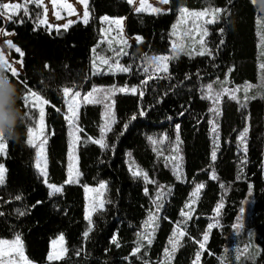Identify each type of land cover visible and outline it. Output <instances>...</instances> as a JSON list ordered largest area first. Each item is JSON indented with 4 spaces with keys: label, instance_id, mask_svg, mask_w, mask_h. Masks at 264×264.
Returning <instances> with one entry per match:
<instances>
[{
    "label": "trees",
    "instance_id": "trees-1",
    "mask_svg": "<svg viewBox=\"0 0 264 264\" xmlns=\"http://www.w3.org/2000/svg\"><path fill=\"white\" fill-rule=\"evenodd\" d=\"M181 6L224 10L217 23L207 25L204 37L213 55L200 56L196 54L199 47L188 48L168 61L166 73L150 69L146 74L143 68L151 56L170 52L171 27ZM29 10L31 16L19 17L23 23L0 25L15 33L11 40L24 52L19 78L8 76L17 85V94L22 92L14 107L26 113L17 129L19 138L6 140L5 156L0 154L6 167L5 183L0 185V237L20 234L27 257L37 264H165L164 249H171L169 240L177 224L184 225L181 212L188 211L185 206L193 199L195 186L204 184L195 198L192 219L184 225L187 235L180 238L168 264H193L198 250L197 264H264V48L261 12L252 0H170L160 14L138 13L127 0H89L87 23L78 21L67 29L50 31L37 26L42 9L30 6ZM103 15L125 17V33L141 36V41L124 48L127 55L122 59L131 69L127 73L91 70ZM11 56L18 57L13 52ZM144 80L148 83L142 84ZM225 80V87L240 89L236 92L240 102L249 98L246 107L228 96L218 104L203 98L208 84L218 90L217 82ZM125 83L143 91V97L130 92L114 94L116 123L105 136L109 147L80 141V179L66 183L68 127L63 89ZM28 89L49 101L45 106L47 178L62 186L57 195H50L34 166V148L27 142L28 126L35 116V110L24 104ZM213 107L218 114L211 111ZM101 113L99 103L80 106L77 124L82 136H101ZM134 114L137 119L131 120ZM245 128L249 129L246 154L239 140ZM177 134L178 153L173 151ZM148 137L167 139L153 145ZM214 149L215 161L211 159ZM172 156L176 161L165 159ZM175 165H179V179ZM130 166L146 172L152 183L133 177ZM213 173L216 179L211 178ZM102 179L107 181L104 199L109 202L93 215L92 231L85 238L89 224L84 218L83 185ZM17 195L20 200L15 199ZM221 202L224 206L217 216L215 209ZM157 203L161 205L158 212ZM242 207L245 212L237 221ZM17 209L26 214L19 215ZM152 214L156 220L148 245L139 237ZM237 223L242 224L239 230L233 227ZM209 224L215 226L209 230ZM147 231L153 232V225ZM205 232L209 239L200 250L197 241ZM57 233L63 234L67 252L63 259L48 260L50 240ZM113 236L119 246L112 242ZM138 243L141 251L133 255Z\"/></svg>",
    "mask_w": 264,
    "mask_h": 264
},
{
    "label": "snow or ice",
    "instance_id": "snow-or-ice-1",
    "mask_svg": "<svg viewBox=\"0 0 264 264\" xmlns=\"http://www.w3.org/2000/svg\"><path fill=\"white\" fill-rule=\"evenodd\" d=\"M79 2L81 4L84 5V12H83V22L87 23L88 22V17H89V12H88V0H79ZM127 2L131 5H137V0H127ZM158 2L160 4H169L170 0H158ZM253 4L257 6V8L261 11L262 14H264V7H262L257 0H252ZM50 3L52 4L53 8H63L66 9L69 14H73L74 13V8L72 6V4L67 3V0H50ZM30 6H34L35 8L38 9H42V14L44 18H41L40 15L37 16V26L39 25H44L47 23V12H48V8L45 5L44 0H0V25H2L4 23V21H8L11 23H23L22 19H19V17L21 16H31V12H30ZM134 10L136 12H143V11H150L152 14H160L162 11H164L161 8L158 7H153L151 4L147 3V0H139L138 2V6L134 7ZM221 8L218 7H205L203 10L200 11H189L187 8H180L179 12L181 17H185V16H191L194 17L197 20L203 19L204 20V25H209V24H215L218 22L220 14L222 13ZM56 16L57 18H61L59 11H56ZM105 21L108 20L107 17L103 18ZM115 24H117L118 26L122 24V20H115L113 21ZM73 23V21H68L66 24H64L62 27L64 29H67L71 24ZM221 32H223V29L220 30ZM197 33V29L193 28L190 32H188V39L191 40H196V34ZM14 32H9L6 28L4 27H0V36H8V35H14ZM199 35V39H198V43L200 45V50L196 53L197 55L200 56H204V55H208V56H212V50L208 49L205 45V40L204 37L208 35V30L206 27H202V31H200L198 33ZM173 36H176V32H173ZM141 38L137 37V40L139 41ZM184 39L183 36L178 37L177 40L173 41L172 43V48L173 51L176 55L173 56H156V57H152L148 60V64L147 66H145L143 68V71L146 74L150 73V69H154L156 71H162V72H167L168 71V61L170 59H175L177 57V55L181 52L185 51V44L182 43L181 41ZM122 43L126 44V41H121ZM261 47L264 48V32L261 33ZM221 44L223 43V41L220 42ZM5 46L10 50L9 53H5L3 47H0V77H9L8 74L10 73L11 77H15V78H19V72L18 70L14 67V64H20L21 67H23V57H24V52L22 51V49L17 46L12 40H6L4 42ZM109 47L111 49V51L115 52L117 56H122V55H127V53H125L123 51V49H115V48H111V44H109ZM11 51H14L15 53L18 54L19 59L18 60H9V55L11 54ZM93 51L95 52V49H93ZM99 61L103 64V65H109L111 67L112 64L115 65L116 68L119 69V71L121 72H129L131 71L130 67H126V66H121L118 62L116 61H111L106 58V57H98ZM95 63V61H94ZM47 67V66H46ZM261 68L264 69V64H261ZM148 79H152L151 75H148ZM148 80H144L142 81V84H147ZM220 86L218 90H214V86L213 84H208L206 86V93L204 95L203 98L205 99H211L213 100L214 104H218L221 100V98L223 96H228L230 99L232 100H236L238 103H240L241 107H246V102L249 99L247 96L245 97V101L244 102H240L238 100V97L236 96V92L240 91L239 88H230V87H225V85L228 83L227 80L223 81V82H217ZM120 92L123 93H128L130 92L133 95H139L140 97H143L144 92L137 91L136 87H132V88H128V87H121L118 89ZM107 92L109 94L114 93L115 91H117L116 88H112L110 90H101L98 88H92L91 91H88L86 95L83 96V101L86 103H103L104 100L109 98V95H105L103 98H100L97 96V93L100 92ZM63 93L65 96H69V94H71V101L68 103V112L65 114V119L68 121L70 126H75L76 125V119H77V110L76 107L74 106L76 103L75 98L76 97H80L81 93L79 91H75V90H70L69 88H64L63 89ZM24 104L30 108H36L38 109V121H39V127L38 129L34 126V127H30L28 129V144L34 148H37V163H36V167L37 169L40 171L41 176L44 178V182L48 185V187L51 189L50 191V195H57L59 193L62 192V186H57L55 184H48L47 182V171H46V158H44V149H45V145L47 143V138L44 135L45 132V126H44V119H45V105L49 104V101L45 98H43V96H41L40 94H38L36 91H32L31 89L27 90V94L24 97ZM107 107H110L107 106ZM59 110V109H57ZM211 111H213L214 113L218 114V109L217 107H213L211 109ZM139 115L143 116L145 115V112L143 109L139 110ZM137 119V115H132L131 120H136ZM111 122H109L108 118H107V114H106V122L105 125L101 128V136L98 140H92L93 143L98 144L101 148H108L109 145L106 143L105 141V136L107 132L112 131V125L116 123L114 114L111 115L110 117ZM131 122V121H129ZM213 123V133L217 132V125L215 123V121L212 122ZM128 128V124L124 125V130L126 131ZM177 128V132L179 130V125L176 126ZM75 130L78 131H82V129H79L78 127L75 128ZM248 128H245L243 130V132L240 133L239 136V140H240V144L243 146L242 150L243 152L246 154L247 153V143H246V138L248 135ZM39 133V136H36V133ZM123 134V132H121V135ZM34 138L39 139V144L37 145L36 143H34ZM76 140H79V136L75 137ZM91 139V138H89ZM149 141L153 144V145H158V144H163L164 139H167V137H164L162 139H153L152 137H148ZM218 139V137H217ZM176 141H177V147L175 149H173V151L175 152H179V135L177 134L176 136ZM6 139L0 135V153H4L6 151ZM216 147H218V145H216ZM154 150H157L154 148ZM160 155H163V152L161 151L159 153ZM129 156H131V154H129ZM41 159H44V166H41ZM166 160H172L175 161L177 159L176 156H172V157H166ZM182 159V158H181ZM211 159L213 161H215L216 159V151L215 149L212 151L211 153ZM246 159L241 161L242 164L246 163ZM176 167V171L178 173L177 178L179 179V165H175ZM130 171L133 177L135 178H143V180L146 183H152V181L149 179V176L146 172H144L142 169L139 168H134L132 166H130ZM5 169L2 165H0V185H3L5 183ZM76 176H79V173H76ZM212 179H216L215 174L213 173ZM74 177L72 175V166L69 165V178L66 181V183H73L74 182ZM205 187L204 184H198L195 186V191L193 192L192 196L193 199L185 206L186 209H188V211L186 212H181V216L185 217V221H184V225H186L187 220L192 219V211H193V205L195 204V198L198 196L199 192ZM223 187V185H222ZM89 191H95L97 193L100 194V197H103V193L104 191L107 190V185L106 183H100L99 187L96 189H86ZM145 194L148 193V189L145 188L144 189ZM160 194H158L157 199L159 200ZM16 200H20L21 196L17 195L15 197ZM109 201H106L103 198H99L97 202L92 203L89 207V209L87 210V213L85 215V219L87 220L88 224H89V228L87 231L84 232V237L87 238L89 233L92 231V225H93V215L98 212V211H103L105 204L108 203ZM38 204L40 203L39 201L37 202ZM223 203H219L216 206L215 212L216 215L219 216L220 214V210L221 208H223ZM35 207V205L33 206ZM161 205L159 203H157L156 206V210L157 212L160 210ZM17 213L21 216L25 215L26 212L25 211H21L20 209L16 210ZM245 212V209L242 207L240 209V215L237 216V221H240L241 216H243ZM0 215H3V213H0ZM155 220H156V216L155 214L150 215L149 217V221L146 222L145 225V232L143 234L140 235L139 239L140 241H147L148 245H151L152 243V236L154 234V227H155ZM218 224V221H217ZM149 225H153V232L149 233L147 231V228ZM184 225L182 224H177L176 229L173 233V237L169 240V244L171 245V249H164V255H165V264H168V260L170 259V257L172 256V254L178 249V247L180 246V238H183L184 236L187 235V232L184 230ZM215 225L213 224H209L208 225V229L211 230ZM234 228H236L237 230H239L242 227L241 223H237L233 225ZM58 241L61 244V248L59 252H54V253H50L48 256L49 260H60L64 258V255L67 252V249L64 248L63 246V242H64V237L63 235L59 236ZM209 239V235L208 232H205L203 234L202 240L197 241V243H199V249L203 250L205 248V242ZM112 242L114 244H117V240L116 237L113 236L112 238ZM53 244H56V241H53ZM117 246H119L117 244ZM141 251V246L138 243L133 255H135L136 253H139ZM247 251V246H245V248L243 249V252ZM242 254V253H241ZM77 255H79V253H77ZM200 255H201V251H197L196 253V258L193 262V264H197V262L200 260ZM237 259H239V255L237 256ZM0 264H32V262L28 259V257L25 255L24 250H23V242H22V237L20 234H16L15 238L11 241L8 240H0Z\"/></svg>",
    "mask_w": 264,
    "mask_h": 264
},
{
    "label": "rangeland",
    "instance_id": "rangeland-1",
    "mask_svg": "<svg viewBox=\"0 0 264 264\" xmlns=\"http://www.w3.org/2000/svg\"><path fill=\"white\" fill-rule=\"evenodd\" d=\"M89 1V0H88ZM45 5L48 8V12H47V23L44 24L43 26L46 27L47 30H55L58 28H63L62 26L64 24H66L68 21H73V23L75 22H83V12H84V5L81 4L79 2V0H67V3L72 4L73 8H74V13L73 14H69V12L66 9L63 8H56L54 9L52 4L50 3V0H44ZM138 2L139 0H137V5L138 6ZM148 4H151L153 7H158L163 9L164 11H166L168 9V4H160L158 2V0H147ZM133 9H134V5ZM180 8H187L190 12L191 11H200L203 10L204 8H192V7H187V6H181ZM179 8V9H180ZM219 8V7H218ZM56 11H59L60 17L61 18H57L56 16ZM144 12H150V11H144ZM261 12V11H260ZM151 13V12H150ZM107 17L108 20L105 21L103 18ZM42 18L43 14H42ZM89 19V17H88ZM115 20H122V24L121 25H117L115 24L113 21ZM6 22V21H4ZM72 23V24H73ZM202 27H206L207 25H204V20L200 19L197 20L194 17L191 16H185V17H181L180 12L178 11L177 17L175 19V21L172 24L171 27V48H170V52L167 53H163V54H159V55H153L152 57H156V56H173L176 55L173 51L172 48V43L173 41L177 40L178 37L183 36L184 39L181 41L182 43L185 44V50L190 48V49H195L196 47L200 48V45L198 43V39H199V35L198 33L200 31H202ZM193 28L197 29V33L196 35V40H191L188 39V32H190ZM259 28H260V33L264 32V14H260V19H259ZM100 38L98 43L93 47V49H95V52L92 50V57H91V70L92 72H100V71H105V72H118L119 69L115 67L114 64L111 65V67L109 65H103L98 57H106L111 61H116L118 62L121 66H126L125 62L123 61V55L122 56H117L115 52L111 51L109 44H111V48H115V49H123L126 46V44L129 43H133V42H139L141 41V39L138 41L137 37H140L139 35H134V36H129L125 33V17H113V16H108V15H103L100 17ZM176 32V36H173V32ZM12 35H8V36H0V47H3L4 52L7 54L10 52V50L5 46L4 42L6 40H11ZM121 41H126L127 43L124 44ZM15 53L14 51H11V54ZM11 54L9 55V60H18V57H12ZM17 54V53H15ZM18 55V54H17ZM95 61V63H94ZM14 67L18 70V72L22 71V67L20 64H14ZM128 67V66H126ZM121 87H128V88H132V87H136L134 85H130L129 83H125V84H93L91 85L89 88H69L70 90H75V91H79L81 93L80 97H76V103H75V107L77 110V118H78V112L80 109V106L83 104H87L86 102L83 101V96L87 94L88 91H91L92 88H98L101 90H110L112 88H116L117 91H115L114 93H107V92H100L97 93V96L100 98H103L105 95H109V98L104 100L103 103H99L102 107V121H101V126H100V131L101 128L105 125L106 122V114H107V118L109 120V122H111L110 117L112 114H114V99L113 96L114 94L120 92L118 89ZM35 91V90H32ZM37 92V91H36ZM38 94H40L39 92H37ZM27 94V93H26ZM25 94V95H26ZM41 95V94H40ZM42 96V95H41ZM65 96V95H64ZM71 101V94H69V96H65V104H66V112L65 114L68 112V103ZM110 107H107L109 106ZM46 106V105H45ZM44 106V108H45ZM35 110V116L33 117V119L31 120V123H29L28 129L30 127H36L38 129L39 127V121H38V109L33 108ZM67 122V127H68V158H67V177H66V181L69 178V165L72 166V175L75 178L73 183H77L79 182L80 179V172L78 169V154H77V148L78 145L80 143V141H82L83 139H87V140H98L100 138V136L98 138H92V137H84L82 136V134L80 133V131H76L75 128L78 127L77 124V119H76V125L75 126H70L68 121ZM44 126H45V119H44ZM80 129V128H79ZM45 135V132H44ZM36 136H39V133H36ZM79 136V140H76L75 137ZM91 138V139H89ZM27 141H28V136H27ZM34 143H36L37 145L39 144V139L34 138ZM34 148V147H33ZM37 148H34V166L36 167V163H37ZM5 153H0L2 156H5ZM44 158H46V171H47V157H46V145H45V149H44ZM176 161V160H175ZM41 166H44V159H41L40 161ZM0 165H2L6 171V167H5V163L3 160L0 161ZM38 170V169H37ZM38 172L40 173V171L38 170ZM79 173V176H76V173ZM41 174V173H40ZM264 174V171H263ZM44 181V178H43ZM47 182L48 184H55L52 183L48 180L47 178ZM106 183L107 185V181L105 179L100 180L99 182H97L94 185H89V184H84L83 185V191H84V200H85V207H84V218L85 215L87 213V210L89 209L90 205L92 203H95L98 201L99 198H103L104 199V193H103V197H100V194L95 192V191H89L86 189H96L99 187L100 183ZM46 184V183H45ZM47 185V184H46ZM57 186H60L59 184H55ZM48 186V185H47ZM49 188V187H48ZM49 190L51 191V189L49 188ZM105 192V191H104ZM86 220V219H85ZM87 221V220H86ZM88 223V222H87ZM63 235L62 233H57L54 237L51 238L50 240V244H49V251L47 254V259L50 253H54V252H59L60 248H61V244L58 241V237ZM64 237V236H63ZM15 238V237H14ZM14 238H3L0 237V240H8L11 241ZM53 241H56V244H53ZM23 242V241H22ZM63 246L65 247V240L63 242ZM23 250H24V244H23ZM25 253V250H24ZM26 255V253H25ZM27 256V255H26ZM29 259V258H28ZM30 260V259H29ZM49 260V259H48ZM32 262V264H37L34 261L30 260Z\"/></svg>",
    "mask_w": 264,
    "mask_h": 264
},
{
    "label": "clouds",
    "instance_id": "clouds-1",
    "mask_svg": "<svg viewBox=\"0 0 264 264\" xmlns=\"http://www.w3.org/2000/svg\"><path fill=\"white\" fill-rule=\"evenodd\" d=\"M257 2L264 7V0ZM16 99H22V92L17 94V85L9 77H0V135L6 140L19 138L18 126L26 119V113L20 107H14Z\"/></svg>",
    "mask_w": 264,
    "mask_h": 264
}]
</instances>
